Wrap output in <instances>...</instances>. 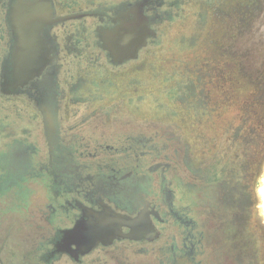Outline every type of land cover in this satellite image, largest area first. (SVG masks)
Instances as JSON below:
<instances>
[{
  "label": "rangeland",
  "instance_id": "rangeland-1",
  "mask_svg": "<svg viewBox=\"0 0 264 264\" xmlns=\"http://www.w3.org/2000/svg\"><path fill=\"white\" fill-rule=\"evenodd\" d=\"M133 1L57 0L58 15H84L55 26L57 128L77 160L145 180L162 230L149 247L173 244V264H264V0H153L154 21L143 3L149 33L117 60L103 40L117 26L102 45L85 15ZM24 99L0 91V264H35L52 230L47 131ZM34 146L41 162L13 155ZM161 257L172 264L160 250L130 262Z\"/></svg>",
  "mask_w": 264,
  "mask_h": 264
},
{
  "label": "flooded vegetation",
  "instance_id": "flooded-vegetation-1",
  "mask_svg": "<svg viewBox=\"0 0 264 264\" xmlns=\"http://www.w3.org/2000/svg\"><path fill=\"white\" fill-rule=\"evenodd\" d=\"M5 1L8 4L7 13H9V4L12 0ZM49 1L57 12V0ZM147 1L149 0L109 3L106 8L87 12L85 17L90 16L98 19L97 23L93 25L95 28L93 32L100 44L103 45L102 35L120 24V15L126 12L129 14V10L132 9L141 15L139 7L143 3H148L144 7L145 16L151 21L157 20L158 14L155 12V7L152 6L153 0ZM6 24L9 27L1 70V93L10 97L24 96V100L30 102L38 113H41V118L44 116V105L49 106L51 115L53 118L55 117V123L58 124L60 88L59 67L56 64V58L60 48L55 32L57 25L46 29L45 47L40 49L42 54L46 52V55L49 56L50 63L46 65L39 76L31 80L33 82L30 81L23 87L14 88L11 86V71L13 70L12 58L15 40L7 20ZM1 36H3L2 33ZM129 50L130 47L121 55L122 59L126 58V53H129ZM54 120L52 121L54 122ZM45 145L47 147L46 161L42 162L41 168L43 169V166L46 165L44 169L48 171L45 180L49 195L47 203L44 205L46 211L41 210V212L51 225L52 230L51 236L40 244L35 264H131L130 260L150 255V253L159 254V250L163 256L168 257L169 254L170 262L173 264L175 248L173 244L169 247L160 244L152 249L149 247L157 244L154 239L162 230L159 227L160 222H158L161 217L157 203L152 201L151 190L145 180L141 177L117 176L114 171H105L102 166L94 168L92 161L77 160V150L73 148L71 141L65 140L57 127L53 136L46 135ZM39 152V146H34L20 148L19 151L14 150L13 155L23 165H28L32 162H41H37L35 158L38 157ZM18 201L20 202L21 199L18 198ZM18 201L16 200V202ZM113 214L127 217L131 221V225L112 221L114 220ZM99 218L110 221V226L99 234L91 235L90 224ZM157 259L160 264H167L168 259L162 257Z\"/></svg>",
  "mask_w": 264,
  "mask_h": 264
},
{
  "label": "water",
  "instance_id": "water-1",
  "mask_svg": "<svg viewBox=\"0 0 264 264\" xmlns=\"http://www.w3.org/2000/svg\"><path fill=\"white\" fill-rule=\"evenodd\" d=\"M43 11L40 6L32 3H20L16 5L15 17H13V24L16 31V41L14 45V53L12 58L11 78L14 88L23 87L28 84L34 77L39 76L45 69L46 65L50 63L48 55H43L40 49L45 47V40L41 35L44 28L55 23H63L66 20L83 16V14H70L60 16L55 20L51 19V12ZM48 12V13H47ZM133 18H120L122 21L117 28L107 34L103 39L106 48L111 52L113 57L117 60L122 59V54L130 47L129 53H126V58L133 57L137 48L143 43L145 36L149 30L145 27V19L139 16ZM47 50V48H46ZM47 129L49 136L55 133V124L47 116ZM114 215V214H113ZM117 223L131 225V221L123 215H114V220ZM110 221L98 219L90 224L91 235L101 233L106 227L110 225Z\"/></svg>",
  "mask_w": 264,
  "mask_h": 264
},
{
  "label": "crops",
  "instance_id": "crops-1",
  "mask_svg": "<svg viewBox=\"0 0 264 264\" xmlns=\"http://www.w3.org/2000/svg\"><path fill=\"white\" fill-rule=\"evenodd\" d=\"M26 2H28V3H32V4H34V5H36V6H40L41 8H42V10L43 11H47V9H49L50 11H49V13L51 12V19H53V20H55L56 18H58V17H60L61 15H58V13L57 12H55V9H53V7H52V4H51V2L49 1V0H26V1H24V0H12L11 2H10V4H9V6H10V10H9V13H7V9H8V4H6V1L5 2H3L2 3V7H3V10L5 11V23H6V20H7V22L9 23V25L11 26V29H12V31H13V35H14V40L16 41V31H15V27H14V24H13V17H15V8H16V5H19L20 3H26ZM48 13V12H47ZM2 14V13H1ZM1 14H0V16H1ZM9 14V15H8ZM58 24H60V23H55V24H53V25H48V26H46L45 28H44V30H43V32H42V36H43V38H44V35H45V31H46V29L47 28H49V27H51V26H54V25H58ZM8 25L6 24V30L4 31H1V33L4 35L5 34V36H7V29H8ZM45 39V38H44ZM6 40V39H5ZM43 72V71H42ZM42 107V106H41ZM44 109H43V114H44V116H43V121H44V126H45V129H46V135L47 136H49V134H48V129H47V116L49 115L50 116V119L51 120H54V118L52 117V113L50 112L51 111V108L49 107V106H47V105H44V107H43ZM57 123V122H56ZM55 123V120H54V124H55V129H56V127H57V124Z\"/></svg>",
  "mask_w": 264,
  "mask_h": 264
},
{
  "label": "bare ground",
  "instance_id": "bare-ground-1",
  "mask_svg": "<svg viewBox=\"0 0 264 264\" xmlns=\"http://www.w3.org/2000/svg\"><path fill=\"white\" fill-rule=\"evenodd\" d=\"M135 11H136V10H134V9L129 10V14L126 12V13L124 14V18H123V19H125V18H130V17H132V16L136 17V16L140 15V14L135 13ZM130 13H131V15H130ZM141 15H142V14H141ZM122 17H123V14L121 15L120 18H122ZM132 18H133V17H132ZM133 19H134V18H133ZM135 19H136V18H135ZM143 19H144V18H143ZM31 82H33V81H31ZM259 192H260V195H261L262 200H263L262 210H263V214H264V186L260 188Z\"/></svg>",
  "mask_w": 264,
  "mask_h": 264
}]
</instances>
